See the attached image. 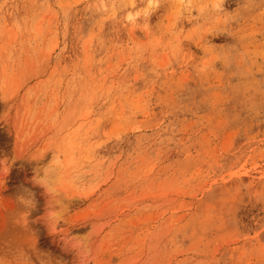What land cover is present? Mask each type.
I'll return each mask as SVG.
<instances>
[{"label":"rangeland","instance_id":"rangeland-1","mask_svg":"<svg viewBox=\"0 0 264 264\" xmlns=\"http://www.w3.org/2000/svg\"><path fill=\"white\" fill-rule=\"evenodd\" d=\"M0 264H264V0H0Z\"/></svg>","mask_w":264,"mask_h":264}]
</instances>
